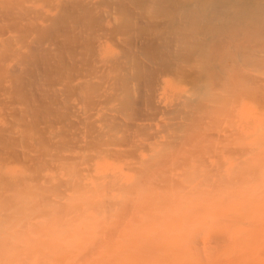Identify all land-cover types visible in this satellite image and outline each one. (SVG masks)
Masks as SVG:
<instances>
[{
  "label": "bare ground",
  "instance_id": "6f19581e",
  "mask_svg": "<svg viewBox=\"0 0 264 264\" xmlns=\"http://www.w3.org/2000/svg\"><path fill=\"white\" fill-rule=\"evenodd\" d=\"M256 114L264 0H0V264H205L246 239L205 230L261 183Z\"/></svg>",
  "mask_w": 264,
  "mask_h": 264
},
{
  "label": "rangeland",
  "instance_id": "374dc122",
  "mask_svg": "<svg viewBox=\"0 0 264 264\" xmlns=\"http://www.w3.org/2000/svg\"><path fill=\"white\" fill-rule=\"evenodd\" d=\"M178 89H180V87H178ZM168 98H170V96H169ZM255 112H256V111H255ZM255 116L258 117L259 120H260V118H262V117L264 118L263 115H262V116H260V115L257 116V114H256ZM259 120H258L257 122H259ZM259 125H260V124H259ZM259 125H255V127H254V129H253V130H254V138H255V137L258 138V135H257V134H259V133L261 134V131H259V130L257 129L258 127H256V126H259ZM260 128H261V127H260ZM258 131H259V132H258ZM260 134H259V136H260ZM254 140H256V138H255ZM257 140H258V139H257ZM262 168H264V167H262ZM262 168H261L260 171H261V173L264 175V172H263V169H262ZM259 173H260V172H259ZM259 173H258L257 176L259 177L258 180L261 181V183H260L261 186H260V185H254L253 190H252V189L250 190L249 186H251V188H252V186H253V184H252V182H253V178H252L251 181L248 179L250 182H248V180H247V182H246V180H241V182H240V180H239L240 184L242 183V181H245V182L241 185V186H242V187H241V189H242L241 192L243 191V188H244V189H245V188H249V189H245V190H244V193H243V192H242V193H240V192L238 193V195L240 194L241 196H242V195L245 196V191L248 190V191H247V194H246V197H245V199L247 200V199L252 198V196H253L252 194H254V191H255L256 189H258V186H260V188H259L257 191H255V192L259 193V195H260V193H261V195L259 196V200H258V198H256V197H257V195H255L256 193H255L254 196H253V197H255L256 199H255V198H252L253 200L255 199V201H256V202H254V203H253V201L251 202L250 200H247V201H246V200L244 199L243 196H242L243 198H240V199H243V202H241L242 200L238 199L240 195L238 196L237 199H234V197H237V194L233 195V196H234V197H233V200H232V198H230V200H228V199H229V196H230V197H232V196H231V195H228L227 193H229V191H231V193H229V194H232V192H233V194H234L235 191H236V190L239 191L240 188L237 189V188H233V187H232L233 190L224 189V191H223L222 193H224V195H225V194L228 195V196L226 195V197L224 196L225 199H226V201H227L228 203L225 202V199H224L223 196L221 195V207H222V208L220 207L221 210H220V213H219V216H218L219 221H217V222L215 221V222L209 224L210 226L208 225V226L206 227V230H205V231H206L205 234H207V231H208L209 233H213V235H215L216 233H218V234L220 235V230L223 229L221 232H224L223 234L225 235L224 238H226V240H227V237H230V236L235 235L236 232H237V233H241L242 231L246 230L245 233H247V234H245L244 232L242 233L243 235L240 234V235H242V237H240L241 239H242V238L245 239V237H243V236H246V239H245L244 241H243V240H242V241H241V240H239V241H228V240H227V241H225L224 243H223V241H221V242H219V244H218V243H215V244H214V243L211 241V242L215 245V246H214V245L212 244L213 247L216 248L217 245H218V247H219V248L217 247V249L214 250V248H212V246H211V248L213 249V251H215V252H209V253H207V255L213 253V254H211V255H213V256L208 255V257H211V259H210V258H205L206 255H205L204 257L201 256V253H202V251H201L202 249H201V248H202V244H203V242H204V245H203V248H204V249H203V250H205V247H204V246L206 245V244H205L206 241H205L204 238H203L204 240L200 239V240H198V241H191V242H190V241H179V242H181L182 244H187V242H188L189 246H190V244L192 243V244H191V245H192L191 247H193V246L196 247V249L193 247V248H194L193 251H195V250H197V251L199 250V251H198V252L195 251V254H194V253L192 252V249L187 250L188 248L186 249V248H182V247H181L180 250H178V251H180V252H178V255H179V253H180L181 255H183L182 253H183L184 251H182V250H185V249H186L185 253L188 251V252H189V255L187 256L188 252L186 253V255H185V253H184V255L187 257V258L184 257V260H185V261H186V260H190V259L192 260V258H193L192 256H194V259H195V260H196L197 257L201 256V257H199V259L197 258V260L202 261V258H203L204 262L202 261V263H205V264H209V262H210L209 260H211L212 263L214 262V260H215V261L218 260V262H217L218 264H219V262H221L220 264H264V241H246L249 237H252V236H253V238H255V239L262 238V237H261V234H262V232L264 231V228H263V227H261V228H263V231H262V229H261L260 227H258V225H259V224H262V223H259V224L257 223V221L259 222V219H260V221L263 220V219L261 220V216L263 217V215H264L263 213L261 214V212H264V210L261 211L262 209H261V204H260L261 202H264V201H260V197H263V196H264V191H263V189H264V181H262V180H264V178H263L264 176H262V175L260 176L261 173H260V174H259ZM255 177H256V176H255ZM255 177H254V180H255L256 183H255V182H253V183H254V184H258L257 181H256L257 178H255ZM262 178H263V179H262ZM236 182H238V181H236ZM239 182H238V183H239ZM258 182H259V181H258ZM238 183H237V185H236V183H235L236 187H240V186H238ZM255 186H256V187H255ZM234 187H235V186H234ZM234 189H235V191H234ZM261 189H262V190H261ZM227 190H228V191H227ZM226 191H227V192H226ZM259 191H260V192H259ZM261 191H262V192H261ZM225 192H226V193H225ZM251 192H252V193H251ZM250 193H251V194H250ZM251 195H252V196H251ZM241 196H240V197H241ZM222 198H223V200H224V203H223ZM252 199H251V200H252ZM235 200H236V202H235ZM238 200H240V201H239L240 204L237 202ZM244 200H245V201H244ZM257 200H258V201H257ZM261 200H263V198H261ZM230 201H231V202L233 201V203H231ZM248 201H249V203H247ZM234 202H235V203H234ZM245 202H246V203H245ZM257 202H258V203H257ZM236 203H238V204H236ZM252 203H253V205H252ZM229 204H230V206H229ZM246 204L248 205L249 208H248V207L245 208V207H246ZM249 204H250V205H249ZM258 204H259V205H258ZM241 205H242V206H241ZM243 205H244V206H243ZM262 205H264V203H262ZM168 206H169V205H168ZM223 206H224V207H223ZM251 206H252V208L258 209L256 214H255V212L253 213L254 209H253L252 211H250V210L252 209ZM253 206H254V207H253ZM170 207H171V205H170ZM231 207H232V209H231ZM233 207H235L236 209L233 208ZM173 208H174V205H173ZM229 208H230L231 210H230ZM239 208H244V209H246V210H245L246 212H244V211L242 210V211H243L242 213H243V214L245 213L244 215H250V217H247V218H249L250 220H253V221H254V217H253V215L255 214V217H256V218H255V221L257 220V221H256V223H257V227H255V226H256V225H254L255 223L252 224L253 221H251L250 224H251L252 227L248 228L250 224H247V225H246L245 222H246V221L249 222V220H247L246 216H245V218H244V216H243V218H242V217H241L242 215H240V219L242 218V222H241V221H238V220H239ZM262 208H264V206H263ZM225 209H226V211H228V213L224 212ZM259 210H260V211H259ZM222 211H223V214H222ZM249 211H250V212H249ZM255 211H256V210H255ZM258 211L260 212V214H259L258 217H257ZM237 212H238V214H237ZM240 212H241V211H240ZM248 212H249V214H248ZM235 213H236V216H235ZM242 213H241V214H242ZM224 214H225L226 216H227V215H228V216L230 215V217H231L232 214H233V216L231 217V218H233V219H231V220L229 221L230 218L226 219L227 217H226ZM221 215H222V216H221ZM223 215H224V216H223ZM251 216H252V218H251ZM234 217H235V218H234ZM218 218H217V219H218ZM224 218H225V220H224ZM236 219H238V220H236ZM222 220H224L225 222L222 221ZM232 220H233V221L235 220V221H234L235 224H234V222H233L234 225H233V224H230V225L227 224V223L231 222ZM221 221H222V224H221ZM227 221H228V222H227ZM237 221H238V223H237ZM153 223H154V222H153ZM224 223H225V225L222 226V227H224V228H221V227H220V224L223 225ZM242 223H243V224H242ZM244 223H245V225H244ZM212 224H215V225H213V226H217V227H211ZM226 224L229 225V226H227ZM153 225H155V224H153ZM193 225H196V224H193ZM262 225H264V224H262ZM225 226H227L228 229H225ZM254 227H255L256 229H258V230H257V233H258V231L261 229V234H260V236H258V234H257L258 237L255 235L256 233H254V232H255L256 229H255ZM207 228H208V229H207ZM212 228H213V230H214L213 232H212ZM214 228H216V229H214ZM220 228H221V229H220ZM247 228H248L249 230H248ZM252 228H254V229L252 230ZM259 228H260V229H259ZM217 229H218V230L220 229V230L218 231ZM215 230H216V231H215ZM247 230H248V231H247ZM251 230H252V231H251ZM217 231H218V232H217ZM249 231H251V233H250L251 235L248 233ZM215 232H216V233H215ZM253 234L255 235V237H254ZM211 235H212V234H211ZM216 235H217V234H216ZM221 235H222V234H221ZM206 236H210V235L207 234ZM222 236H223V235H222ZM240 238H238V239H240ZM258 240H259V239H258ZM18 242H19V241H18ZM20 242H23V241H20ZM24 242H25V241H24ZM26 242H27V241H26ZM28 242H29V241H28ZM30 242H32V241H30ZM62 242H67V241H62ZM76 242H79V241H76ZM81 242H83V241H81ZM81 242H80V243H81ZM87 242L89 243V241H87ZM87 242L85 241V242H83V243L87 244ZM93 242H95V241H93ZM96 242H97V241H96ZM129 242H133V243H134V241H129ZM137 242H138V241H136V243H137ZM142 242H143V244H150V243L153 244V243H154L153 245H155V244H156V245L159 244L158 246H161V244H163L164 241H159V242H158V241H156V242H155V241H152V242L150 241L149 243H148V241H146V242H145V241H142ZM157 242H158V243H157ZM165 242H166V243H164L163 245H171L172 243L174 244V241H172V243H171L170 241H169V242H168V241H165ZM167 242H168V243H167ZM175 242H177V241H175ZM189 242H190V243H189ZM140 243H141V241H140L138 244H140ZM169 243H170V244H169ZM220 244H221V245H220ZM235 244H236V245H235ZM174 245H175V244H174ZM220 246H221V247H220ZM233 246H234V247H233ZM235 246H236V249H235ZM191 247H189V248H191ZM226 247H227V249H226ZM232 247H233V248H232ZM161 248H165V247L161 246ZM224 248H225L226 250H228L227 253H228L229 255L231 254V253H229L230 250H231L232 252H233V250L236 251L235 255H234V253H232V254H233V257H232V256H229L230 260H228L229 258H228V256H227L228 254L226 253V250H225V253L223 252V251H224V250H223ZM231 248H232V249H231ZM156 249H160V247H159V248H156ZM168 249H169V248H168ZM172 249H173V248H172ZM200 249H201V250H200ZM220 249H221V250H220ZM164 250H165V251H164ZM166 250H167V249H161V250H159V251H155V250H154V252H152L151 254L148 253L149 256H148V255H145V257H144V256H140V257H142V260L140 261L139 264H141V262H142V264H143V258H145L144 261L146 260V261L144 262V264H148V262H150V261H151L150 263H152V264L155 263V262H157V264H160L159 259L161 258V255H162V258H163V259H165V258L168 259V260L165 259L164 262L170 260V262H165V263L161 262V263H163V264H170V263H173L174 260H172V259H175V258H176V255H175L176 253H175L174 251H173L174 253L171 252L172 250L169 249V250H168V251H169L168 253L171 252L172 254L170 253V256H169V257H166V255H168V253L166 252ZM170 250H171V251H170ZM218 250H220V252H219ZM161 251H163V252H161ZM181 251H182V252H181ZM211 251H212V250H211ZM216 251H217V252H216ZM235 251H234V252H235ZM159 252H161V253L159 254ZM165 252H166L167 254H166ZM199 252H201V253H199ZM191 253H192V255H191ZM215 253H216V254H215ZM223 253H224L225 255H223ZM91 254H92V253H91ZM152 254H153V255H152ZM163 254H165V255H164L165 258H164V256H163ZM203 254H206V253L203 252ZM203 254H202V255H203ZM214 254H215V255H214ZM217 254L219 255V257H218ZM226 254H227V255H226ZM93 255H95V254H92L91 257H89V256H88V257H89V258H92ZM150 255H151V256H150ZM156 255H158V256H156ZM159 255H160V257H159ZM184 255H183V256H184ZM196 255H197V256H196ZM220 255H221V256H220ZM222 255H223V257H226V256H227L226 258H228V259L226 260L225 258L222 257ZM152 256H153V259L150 258V257H152ZM179 256H180V255H179ZM179 256H178V257H179ZM190 256H191L192 258H191ZM65 257H66V256H65ZM65 257H64L63 260H62L63 262L70 258V257H67V258H65ZM88 257H87V259H85V260H89ZM154 257H155V258H154ZM157 257H158V259H157ZM189 257H190V258H189ZM206 257H207V256H206ZM217 257H218V259H217ZM147 258H148V259L150 258V259L147 260ZM162 258H161V260H163ZM170 258H171V259H170ZM212 258L214 259L213 261H212ZM221 258H222V259H221ZM65 259H66V260H65ZM118 259H121V258H118ZM180 259H181V260H180ZM180 259L177 258L178 263H179V262H180V263L183 262V258L181 257ZM207 259H209V260L206 262ZM216 259H217V260H216ZM219 259H221V261H219ZM74 260L76 261V257H74V259H73V258H70L69 261L72 262V261H74ZM223 260H225V261H223ZM75 261H74V262H75ZM153 261H154V262H153ZM227 261H228L229 263H227ZM28 262H29V261H28ZM158 262H159V263H158ZM176 262H177V261H176ZM211 262H210V263H211ZM212 263H211V264H212ZM116 264H118V262H116Z\"/></svg>",
  "mask_w": 264,
  "mask_h": 264
}]
</instances>
